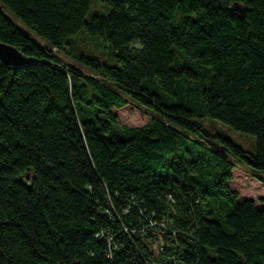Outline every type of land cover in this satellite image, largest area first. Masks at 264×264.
Wrapping results in <instances>:
<instances>
[{"label":"trees","instance_id":"obj_1","mask_svg":"<svg viewBox=\"0 0 264 264\" xmlns=\"http://www.w3.org/2000/svg\"><path fill=\"white\" fill-rule=\"evenodd\" d=\"M103 1L0 0L29 60L0 63V264H264V208L228 185L264 177V0Z\"/></svg>","mask_w":264,"mask_h":264},{"label":"rangeland","instance_id":"obj_2","mask_svg":"<svg viewBox=\"0 0 264 264\" xmlns=\"http://www.w3.org/2000/svg\"><path fill=\"white\" fill-rule=\"evenodd\" d=\"M92 10L94 11H105L107 8L106 2L103 0H92ZM9 16L17 22V24L24 28L27 32V28L16 20L12 15ZM90 16V13H89ZM88 16V17H89ZM37 41L43 46L46 45L45 41L39 37H35ZM87 42V41H86ZM53 52L58 54L65 61L73 64L80 69H82L86 74H91L87 68L83 65L76 62L71 55L66 54L63 51L51 48ZM112 111L116 114L118 118V123L124 126H141L146 124L151 116V113L142 108L138 107L133 103L127 104L120 108H113ZM204 126H208L212 132L218 131L232 139L238 145H241L243 148L247 149L250 153L254 154L255 150V138L254 136L235 131L230 129L225 124L213 121V120H204L202 121ZM229 187L238 192V200H252L255 202L256 206L259 208H264V177L259 176L253 172H250L249 169L244 166L242 163L235 161V169L232 171V179L228 183Z\"/></svg>","mask_w":264,"mask_h":264},{"label":"water","instance_id":"obj_3","mask_svg":"<svg viewBox=\"0 0 264 264\" xmlns=\"http://www.w3.org/2000/svg\"><path fill=\"white\" fill-rule=\"evenodd\" d=\"M231 11L237 17H243L245 14V8L238 2H234L231 5ZM29 62L15 46L3 43L0 41V63L10 67H20ZM215 152H218V149H214ZM28 178V175H27Z\"/></svg>","mask_w":264,"mask_h":264},{"label":"built area","instance_id":"obj_4","mask_svg":"<svg viewBox=\"0 0 264 264\" xmlns=\"http://www.w3.org/2000/svg\"><path fill=\"white\" fill-rule=\"evenodd\" d=\"M94 237L99 239V240L105 239L107 242H110V240H111V237L106 236L105 233H103V232L95 234ZM157 238H158L159 243H157L155 241V238L152 239V241H153L152 248H153L154 254H157L158 250L159 249L162 250V248H163V244H162L161 237L159 236V234H157ZM107 257H110V256L108 255Z\"/></svg>","mask_w":264,"mask_h":264}]
</instances>
